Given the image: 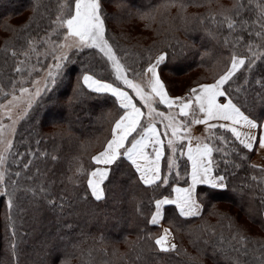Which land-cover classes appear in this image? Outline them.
<instances>
[{"label": "trees", "instance_id": "16d2710c", "mask_svg": "<svg viewBox=\"0 0 264 264\" xmlns=\"http://www.w3.org/2000/svg\"><path fill=\"white\" fill-rule=\"evenodd\" d=\"M62 2L0 0V104L21 85L22 79L31 80L38 74H30L31 66L42 69L52 59L53 52L38 56L29 52L28 58L20 53L29 51L30 40L34 44L44 36L51 49L55 47L63 29H57L53 21ZM102 2L106 38L126 65L128 78L134 83L146 82V69L158 55L166 53L157 73L170 97H189L194 87L212 84L224 74L233 52L247 54L242 46L233 47L235 33L230 34L226 26L219 24L222 16L218 14H232L237 0ZM257 3L259 0H253L247 6L246 18L254 19L258 14ZM213 15L216 22L211 19ZM38 49H42V44ZM13 51L18 55L12 56ZM129 56L136 62L135 71L127 65ZM106 59L97 49L70 53V62H64L56 84L36 100L19 122L7 163L6 186L12 195L0 196V264H231L223 254L213 256L212 246L221 234L228 240L237 230L249 238L247 254L234 252L225 243L227 256L239 258L241 264H261L264 167H253L255 148H244L225 129L217 127L211 131L225 137L226 142L214 138L205 142L223 149L213 153L218 165L214 166L213 175H224L226 187L197 186L195 197L201 205L198 216H180L172 205L162 210V225L170 230L177 246L175 251L159 250L155 239L161 228L152 225L150 219L156 200L171 197L174 187L188 184L185 157H177L178 171L184 178H178L173 171L168 185L159 187L140 182L130 162L122 159L111 166L105 199L96 201L91 197L86 184L87 174L96 167L91 158L103 151L124 109L112 95L86 89L82 76L89 74L112 83L135 99L131 89L116 80ZM20 60L25 63L20 65ZM16 67H22V71L17 73ZM257 81H264L261 61L251 71L241 69L225 88L238 105L247 101L242 111L259 123L264 121V107L259 102L264 87ZM135 102L139 104L136 99ZM156 108L168 112L162 106ZM208 136L204 132L200 137ZM164 153L162 177L168 174L170 149L166 146ZM81 168L83 174L79 173ZM16 172L21 175L16 177ZM40 188L45 192L39 193ZM33 191L38 194L34 196ZM85 195L87 199L82 198ZM48 199L70 207L53 210ZM229 224L233 225L231 230ZM232 244L240 247L235 241Z\"/></svg>", "mask_w": 264, "mask_h": 264}, {"label": "snow or ice", "instance_id": "6c2138e0", "mask_svg": "<svg viewBox=\"0 0 264 264\" xmlns=\"http://www.w3.org/2000/svg\"><path fill=\"white\" fill-rule=\"evenodd\" d=\"M253 0H237L234 5V11L230 15L223 12L218 15L222 16L219 21L220 26H226L229 33H235L232 45L242 46L246 50V55L241 56L233 52L230 56L229 67L220 75L218 79L212 84L201 85L199 90L191 89L189 97L171 98L164 83L161 81L157 68L165 61L166 53L157 57L156 62L151 64L146 69V74H150L148 80L149 91L139 83H134L126 75L125 66L117 58L113 50V46L106 38L105 15L103 12L102 0H63L59 4V11L53 23L56 24L57 29H66L62 33V40L55 44L53 53L56 50L60 51V55H53L56 61L54 65L49 66L47 76L45 78L44 90H50L51 86L56 84V75L64 67V62L69 61V57L65 50L75 49L76 51H83L85 48L97 49L108 61L115 71V78L122 81L128 88L135 92V96L141 102L143 108L147 109L145 113L141 107H138L133 101V97L128 92L123 91L119 87H115L112 83H105L99 79H95L92 75H83L82 81L91 91L95 93H111L119 101L120 107L125 109L124 114L115 121L112 128L111 139L107 141L103 151L93 156L92 162L98 167L94 168L87 174V189L90 190V195L96 201L105 199V182L110 181V176L113 172L112 165L117 164L118 161L126 159L134 168L135 173H138V180L144 185L152 186H166L169 183V176L175 171L176 176L180 179L181 176L178 171L179 165L177 157H187L191 162V171L186 175L190 178L188 187H174L172 191L175 193V198L169 199L167 197L155 201V212L151 216L150 223L158 225L162 219V208L164 205H175L179 210V215L183 217H194L200 215L201 205L197 202L195 192L197 185H208L213 189L225 188L224 183L226 177L224 175H213L214 166L218 165L213 160L214 152H222L223 149L215 146L212 143L205 142V140H215L226 142L223 136H215L211 130L225 129L230 132L232 136L239 141L244 148L249 151L253 150L254 144L257 142V135L251 131L264 127V121L258 123L257 119L250 118L249 115L242 111V106L247 105V101L243 105H238L231 98V94L225 88L230 81L236 76L241 69L251 71L257 61L264 62V0H259L256 7L259 9L258 14L254 19L246 18L244 15L248 5H251ZM183 7V5L181 6ZM213 22H216V17H211ZM53 35L56 30H53ZM245 34L248 39H245ZM258 41V42H257ZM225 43H229L225 39ZM29 52H36L33 42L29 41V51L20 53L26 58L29 57ZM12 56H17L18 53L13 51ZM24 60H20L19 64L23 65ZM55 69V71H53ZM17 73L22 71V67H16ZM139 75V73H137ZM38 83V82H37ZM248 83L247 78L244 84ZM264 87V81H257ZM240 89H237L239 91ZM29 92L28 88H21V97ZM41 94V89L37 88L34 93L35 96ZM21 97L13 96L8 101L5 107L8 109L9 118L11 116V109L14 101H18ZM225 98L226 102H219L220 98ZM158 98V100H157ZM260 104L264 107V95H260ZM164 104L169 110L174 107L178 112L169 111L168 114L160 112L154 107V104ZM31 107V101L28 103ZM26 114V110H25ZM147 118V123H142V118ZM177 117H184V120H178ZM157 118L164 124V131L161 132L156 126ZM167 121V123H164ZM210 121H224L228 123H209ZM205 125V131L209 133L206 138L193 137L189 125ZM15 121L10 126L0 124V145L3 146L0 150V196L8 195L11 197L12 193L8 192L6 186V176L9 175L5 165L8 163V155L13 149V141L9 138L15 131ZM246 128L249 131H241ZM136 135H133V134ZM167 138V147L171 151V156L168 157L167 170L168 174L162 177L161 175V160L164 158L165 141L161 136ZM131 137V139H129ZM195 140V145H193ZM186 141V144L183 142ZM259 147L264 148V135L259 137ZM177 144H181L178 150ZM186 148V151L183 149ZM151 149L149 152L148 150ZM56 159V157H53ZM31 161L24 164L27 168ZM253 167H256L253 165ZM264 170V169H262ZM83 169L79 170L83 174ZM16 177L21 175L20 172L14 173ZM16 181H13L15 184ZM29 191H32L29 189ZM39 193L45 192L44 188L38 190ZM33 191V195L38 194ZM87 199V195L82 197ZM48 205L53 207V210L63 211L65 207H70L64 202L57 203L54 200L48 199ZM264 204V200L261 201ZM9 208L12 207L11 198L8 200ZM70 227V226H69ZM229 229L233 225H228ZM215 235V233H213ZM171 236L169 229L165 228L163 234L155 239V244L160 251L168 252L175 251L176 244L168 243V238ZM235 241L240 247L232 244ZM249 238L238 230L231 234L230 239L225 240L223 234L220 235L217 244L212 246V255L217 253L225 255L226 259L231 260V264H241L239 258L232 259L227 256V249L223 247L227 243L231 250L242 255L247 254L246 245ZM205 243H208L205 241ZM264 247V244H262ZM242 249L244 251L242 252ZM61 264H68V261H62ZM264 264V260L261 261Z\"/></svg>", "mask_w": 264, "mask_h": 264}, {"label": "rangeland", "instance_id": "374dc122", "mask_svg": "<svg viewBox=\"0 0 264 264\" xmlns=\"http://www.w3.org/2000/svg\"><path fill=\"white\" fill-rule=\"evenodd\" d=\"M65 31H66V29H63V32H65ZM61 40H62V35H61V37H60V39H59V41L57 43L61 42ZM41 44H42V49L40 50V49H38V46L41 45ZM45 44H48L47 37L45 38V36L42 37L40 39V41L34 43V46L36 48V52H34L35 56L41 55V54H43V52L44 53L53 52V49H51L50 44H48L47 47H45ZM53 48H55V47H53ZM65 51L67 52L68 57H69L70 53L77 52L75 49L65 50ZM53 55H57V56L60 55V51L59 50H56L55 53H53ZM53 55H52V59L46 64V67L44 66V68L41 69V67H39V66H36V68L34 66H31L32 68L30 70V74H33V72H38V74L35 77H33V79H31V80H24V79H22L21 85L18 88L12 90V92L9 95V97H7V99L0 104V106L7 105L8 101L11 100L13 96L21 97L20 89L22 87L29 89V92L27 94H24L18 101H14V105L15 106H13L12 109H11V116H10V118H9V115H8V109L5 108V107H0V124H3L5 126H10V125L13 124V121H15V125H14L15 131H14V134H12L11 136H9V138L12 139V141H13V138H14V135H15V132H16V129H17V126H18L19 122L27 114V112L32 107V105L36 102V100L46 91V90H44V83H45V78L47 76V72H48L49 66L54 65L56 63V61L53 59ZM157 57L155 58V60L151 64H154L156 62ZM106 61H107L108 65L111 66V62L108 61L107 59H106ZM135 63L136 62H134V60L131 59V56H129L128 57V61H127V65H128V67L131 66V70L132 71H135V67H136V64ZM123 64H124V62H123ZM124 66H125V68H127L125 64H124ZM53 71H55V69H53ZM87 75H89V74H87ZM60 76H61V70L56 75V79L59 78ZM148 76L150 77V75H148ZM134 77H135V74H134ZM138 77H140V76L138 75ZM145 80H146V82L140 81L141 83H139V84H141V86L145 88V91H149L150 89L148 88V78H147V76L145 77ZM82 83H83V81H82ZM105 83H108V82H105ZM83 86H85L86 89H88L89 91H91L86 85L83 84ZM115 87H117V86H115ZM37 88L41 89V94L39 96H35L34 95V93L36 92ZM120 89H122V88H120ZM122 90L123 91H126L124 89H122ZM131 91H132L133 95L135 96V92L132 89H131ZM29 101H31V107L30 108L28 107ZM25 110H26V114H25ZM158 111H160V110H158ZM169 111H171L173 113L178 112V110L176 108H173L171 110L168 109V113H169ZM160 112H163V111H160ZM168 113H166V114H168ZM177 119L178 120H184L185 118L177 117ZM157 120H158V122L160 124L164 125L163 123H161L159 121V118H157ZM164 123H167V121H165ZM198 126L200 127V125H198ZM189 127H190L191 133H192L194 125H189ZM201 129H202V127H201ZM197 131L198 130H195V132H197ZM2 148H3V146L0 145V150H2ZM5 167L7 168V164L5 165ZM160 235H161V233H160ZM168 242L170 244L171 243H174V241L172 239V235L169 236Z\"/></svg>", "mask_w": 264, "mask_h": 264}, {"label": "crops", "instance_id": "0c3cea01", "mask_svg": "<svg viewBox=\"0 0 264 264\" xmlns=\"http://www.w3.org/2000/svg\"><path fill=\"white\" fill-rule=\"evenodd\" d=\"M148 75H150V74H147V78H148V80H149V76ZM202 85H205V84H202ZM200 86L201 85H199V86H196V87H194L195 89H197V90H199V88H200ZM108 94H110V95H112L111 93H108ZM130 95V94H129ZM113 96V95H112ZM131 96V95H130ZM114 97V96H113ZM115 99H116V101L118 102V104H119V101L117 100V98L116 97H114ZM171 98H175V97H171ZM135 99L138 101V107H141L142 108V111H144L145 113L147 112V109L146 108H143V106H142V104H141V102L139 101V99L138 98H136L135 97ZM135 99L133 98V101H134V103H136L135 102ZM157 100H158V98H157ZM219 102H221V103H224V102H226V100H221V98H220V100H219ZM120 105V104H119ZM156 105H158V106H162V107H164L165 109H168L167 108V106L166 105H164V104H159V103H156V104H154V107H156ZM175 108V107H174ZM123 109V108H122ZM177 109V108H176ZM178 110V109H177ZM126 110L124 109V112H125ZM168 113V112H167ZM124 114V113H123ZM122 114V115H123ZM166 114V113H165ZM182 118V117H181ZM142 120H145L146 121V123H147V118L146 117H144V118H142ZM209 123H215V124H219V123H228V122H224V121H210ZM156 126H157V128H158V130L159 131H161V132H163L164 131V125H162V124H160L159 122H158V120H157V122H156ZM201 127H202V129H201ZM195 130H198L197 132H195ZM241 131H249L248 129H246V128H242V129H240ZM251 131H253L256 135H257V142L254 144V147L253 148H255V155H254V159H253V164L255 165V166H260V167H264V148H260L259 147V143H258V141H259V137L261 136V135H264V127H261V128H258V129H255V130H251ZM204 132H206L205 131V125H203V124H200V127L198 126V125H194V127H193V131H192V133H191V135L193 136V137H200ZM131 139V138H130ZM161 139L162 140H164L165 141V146L167 147V138L166 137H164L163 135L161 136ZM185 144H186V141H185ZM179 144H177L176 146H178ZM193 145H195V140H193ZM184 151H186V148H184L183 149ZM149 152L151 151V149H149L148 150ZM170 156H171V151H170ZM186 159H187V157L186 156H184ZM187 162H188V173H190V171H191V162L190 161H188L187 160ZM96 167H98V165H96ZM95 167V168H96ZM161 168H162V160H161ZM137 175H138V173H137ZM189 184H190V178L188 177V184L186 185V186H177V187H188L189 186ZM197 186H199V185H197ZM204 186H208V185H204ZM163 198H165V197H163ZM162 198V199H163ZM167 198H169V199H173V198H175V193L173 192V195L171 196V197H167ZM165 206H169V205H164L163 206V208L165 207ZM172 206H175V205H172ZM163 208H162V210H163ZM175 208H176V206H175ZM177 209V208H176ZM177 211H178V213H179V210L177 209ZM158 226H160V228H161V235L163 234V230L166 228V227H164L163 225H162V219L160 220V223L158 224ZM169 243V242H168ZM170 244V243H169Z\"/></svg>", "mask_w": 264, "mask_h": 264}]
</instances>
